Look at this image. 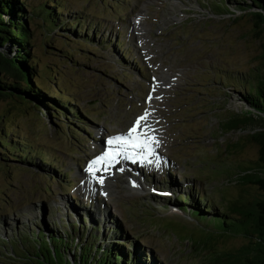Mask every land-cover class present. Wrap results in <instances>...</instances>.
I'll list each match as a JSON object with an SVG mask.
<instances>
[{
  "label": "rangeland",
  "instance_id": "obj_1",
  "mask_svg": "<svg viewBox=\"0 0 264 264\" xmlns=\"http://www.w3.org/2000/svg\"><path fill=\"white\" fill-rule=\"evenodd\" d=\"M212 2L27 0L31 49L37 73L49 88L45 100L54 96L63 113H48L36 99L29 105L0 99V126H8L12 138L29 151L26 159L0 158V264H18L23 253L12 248L31 245L37 227H50L71 241L94 232L97 240H88L103 246L118 243L127 255L132 250L136 264H226L230 253L247 241L178 210L185 203L190 210L199 205L203 213L215 215V207L221 210L263 193L243 174L256 166L252 158H257L258 146L249 135L264 127V119L243 110L247 106L240 105L242 93L234 86L244 88V76L258 73V66L264 69V29L248 14L257 7L239 6L251 0L225 1L223 5L235 7L231 13L213 10ZM50 3L58 15L46 29L42 13H36ZM135 22L139 25L133 27ZM131 29L137 36L129 37ZM137 40L143 41L142 49ZM142 51L157 66L162 82L153 98L147 96L140 69ZM142 70L151 74L144 66ZM146 97L159 105H148ZM149 108H155L148 116L158 131L151 134L159 141L156 153L162 159L148 170L149 179L139 168V179L132 175L145 192L128 190L125 176L100 187L104 199L91 184L82 189V165L93 152L94 139L101 138L98 132L129 124ZM247 115L254 116L253 122L244 129L237 126L234 117ZM79 251L75 242L50 261L68 264L67 258L74 264Z\"/></svg>",
  "mask_w": 264,
  "mask_h": 264
},
{
  "label": "trees",
  "instance_id": "obj_2",
  "mask_svg": "<svg viewBox=\"0 0 264 264\" xmlns=\"http://www.w3.org/2000/svg\"><path fill=\"white\" fill-rule=\"evenodd\" d=\"M214 1L211 6L213 10H227L230 13L231 10H235V7L231 9L223 5L227 0ZM53 2L55 4L57 0H53ZM28 5L27 0H0V99L16 98L20 102H26L25 104L27 105L31 99L40 100L39 104H45L49 109L48 113L54 112L56 117H60L63 113L60 108L62 104L57 102L53 98L54 96L51 95L49 98L53 101L45 100L49 88L40 79V72L37 73L38 60H35L31 49L33 37L27 23V19L31 18V11L27 8ZM250 5L257 7L258 10L251 11L248 14L253 18L255 25L260 30H263L264 0H251L250 3L239 4L242 10H247ZM49 6L44 7V9L41 8L36 13L37 16L40 12L42 13L41 18H43V26L46 29L52 28V22L57 21V17L53 14L58 15V12L56 13L55 11V5L50 3ZM245 14L247 13H241L240 16ZM255 69L258 73L243 77L242 82H246L248 84L247 86L242 89H238L239 86H234L237 91L240 90V93H242L240 105L247 106L243 110L247 111L249 115H251V111L264 114V69L259 66ZM52 76H55V74ZM58 89L64 93L60 88ZM38 93L42 94L44 98L36 96ZM66 98L69 100L72 99L71 97ZM59 100L63 101L60 97ZM39 104L37 105L38 108L41 107ZM249 115L246 117L243 116L241 119L234 117L236 119V125L239 126L240 124V127L244 129L245 125L252 123L254 116L250 117ZM257 119L259 118L257 117ZM26 133L30 134L29 130H26ZM249 136L258 146V156L255 160L252 158L256 166L245 171L243 178L256 184L263 192L262 197L254 198L250 201L239 199L228 207H224V210L221 207V210L215 207V215L203 213L199 205L193 210L188 209L189 205L185 203L183 205L181 204L179 209L171 205V209L175 207L181 213H188L191 217H196L197 220L196 218L195 220L201 224L210 226L214 223L212 225L213 230H221L222 233L228 235L236 234L245 236L247 241L237 249V252L230 253L232 258L226 260V264H264V127H255ZM21 144L24 143L12 138L8 126H0V158L3 161L11 156H13L14 160L18 157L21 158V156L24 159L28 158L29 151L21 146ZM17 148L20 149V153L15 154L14 151ZM41 158L42 160L46 159L45 156H41ZM184 200L186 199H182V202H185ZM69 207L71 206L65 208L67 209ZM70 210L80 211L79 208L75 209L73 207ZM206 211L208 212L209 210L207 209ZM97 228H99V225ZM36 229V232H32L33 241H31V245L27 246L22 242L26 246V249L23 250L22 246L12 248L16 253H23V255H20L22 259L18 264H52L50 260L54 257V254L57 259L59 253L64 255V250L72 248L75 242L76 247L80 251L74 264H136L134 256L132 255L133 251L129 250L132 254L127 255L124 251L118 249L119 244L117 242L115 244L116 246H103L102 244L97 245L96 241L92 242L93 240H97L95 237L98 236L94 232H91L90 236H77L75 240L71 241L63 234H60L59 231L55 230V233L50 227L48 229L37 227ZM73 229L75 231L79 230L75 225ZM17 237L15 240H17ZM23 237L24 235L19 236V240L23 241ZM89 238L93 240L90 241L88 240ZM13 242L15 241L11 243ZM75 255L77 256V251H75ZM66 261L68 264H73L67 258Z\"/></svg>",
  "mask_w": 264,
  "mask_h": 264
},
{
  "label": "snow or ice",
  "instance_id": "obj_3",
  "mask_svg": "<svg viewBox=\"0 0 264 264\" xmlns=\"http://www.w3.org/2000/svg\"><path fill=\"white\" fill-rule=\"evenodd\" d=\"M147 114L136 121V126L126 134L117 135L108 139L109 151L103 152L90 162L88 171L96 179L97 183L103 185L104 177L99 175L100 171L110 167L118 160L120 155L126 159H132L134 163L155 164L161 160L156 153V146L159 141L151 135L154 131L147 124ZM148 127V131L141 132L140 129ZM115 145V147H112ZM130 149L134 151H130ZM138 158V159H137Z\"/></svg>",
  "mask_w": 264,
  "mask_h": 264
},
{
  "label": "bare ground",
  "instance_id": "obj_4",
  "mask_svg": "<svg viewBox=\"0 0 264 264\" xmlns=\"http://www.w3.org/2000/svg\"><path fill=\"white\" fill-rule=\"evenodd\" d=\"M149 110H151V108H149ZM149 114H150V112H149ZM144 116V115H143ZM147 116H148V113H147ZM151 117V116H150ZM149 116H148V120H147V124H148V126H150V129H152V130H154V131H152L154 134H156L158 131H156L155 132V128H154V121L153 120H151V118H150ZM157 125V124H156ZM143 130H149V128L148 127H144L143 128ZM151 132V133H152ZM153 134V135H154ZM108 151H109V149H108ZM131 176V175H130ZM108 179H110V177L108 178ZM107 179V180H108ZM135 185H137L140 189H142L143 188V185L142 184H140L138 181H135V182H133ZM91 185L92 186H90L91 188H93V189H95L96 191L97 190H100L98 187L96 188L95 186H97L94 182H91ZM105 186H106V184H104ZM142 186V187H141ZM134 190H136V189H134ZM143 191L145 192V189L143 188Z\"/></svg>",
  "mask_w": 264,
  "mask_h": 264
},
{
  "label": "water",
  "instance_id": "obj_5",
  "mask_svg": "<svg viewBox=\"0 0 264 264\" xmlns=\"http://www.w3.org/2000/svg\"><path fill=\"white\" fill-rule=\"evenodd\" d=\"M30 104V103H29ZM28 104V105H29ZM32 104V103H31ZM251 114L254 115L256 118H263L264 119V114H258V113H255L254 111H251Z\"/></svg>",
  "mask_w": 264,
  "mask_h": 264
}]
</instances>
